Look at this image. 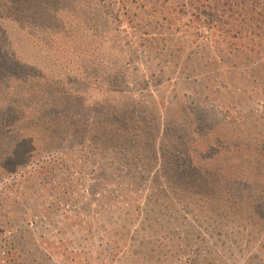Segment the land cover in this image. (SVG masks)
Segmentation results:
<instances>
[{
  "label": "rangeland",
  "instance_id": "obj_1",
  "mask_svg": "<svg viewBox=\"0 0 264 264\" xmlns=\"http://www.w3.org/2000/svg\"><path fill=\"white\" fill-rule=\"evenodd\" d=\"M141 7L0 0L2 51L32 79L0 85V264H264V44H224L204 83H183L207 42ZM114 63L129 64L123 93ZM64 92L75 110H41Z\"/></svg>",
  "mask_w": 264,
  "mask_h": 264
},
{
  "label": "trees",
  "instance_id": "obj_2",
  "mask_svg": "<svg viewBox=\"0 0 264 264\" xmlns=\"http://www.w3.org/2000/svg\"><path fill=\"white\" fill-rule=\"evenodd\" d=\"M23 0H20L22 2ZM139 2L144 3V7L140 9L146 8V6L151 8V17L161 18V20H166L167 18L173 22L174 25L170 26L176 27L175 32H178L181 28L179 25L182 24L186 29L187 35L193 37L195 42H199L201 40H205L207 42V48L205 49L202 62L199 58V64L195 66L188 65L185 69V78L183 83H191L194 85L199 83H204V74L207 71V67L216 66V61L211 62L210 55L215 53L218 57V54L221 52V47L225 44L226 46H230L232 49V53L241 52L248 53L253 50L259 49L262 50L258 44H264V20H262V24H259L257 21L259 19H264V0H138ZM27 2V1H26ZM148 2V3H147ZM144 13H146L144 11ZM124 16V19L130 18H139L137 13H131L128 10V5H121L120 13L118 17ZM186 21H183L185 20ZM184 22V23H183ZM177 24H179L177 26ZM133 29L132 35L135 37L138 27L132 26ZM180 31V30H179ZM182 32V31H181ZM110 33H113L111 30ZM125 33L126 36L129 33L125 30H121L120 34ZM146 33V32H145ZM261 38L262 40H257ZM148 44H144L146 48L152 51L156 46L157 48H162L163 45L159 38L154 40V43H150L146 41ZM260 42V43H258ZM3 47L0 45V85H13V84H23L31 81L30 77L26 74L25 71L30 68L24 60L19 58L14 53L4 54L2 51ZM214 51V52H213ZM115 67L112 69L113 71L108 74V81H115V85L119 86L117 89H114V93H123L124 88L129 85L128 78L124 77L127 75V68H129V64H118L114 63ZM12 71V72H11ZM10 72V73H9ZM13 73L14 75H9ZM23 73L26 78L21 77ZM42 74V72H38ZM9 75V77H8ZM11 76H16L15 79H11ZM124 77V78H122ZM139 77V75H138ZM122 78V79H121ZM34 81L43 80L47 81L49 78L45 77V73L40 77L39 75H35L33 77ZM143 82H146V76L143 75L141 77ZM39 84L41 83L38 81ZM216 82H219L216 81ZM47 86V85H46ZM43 88L45 86H42ZM51 87V86H50ZM9 88V87H8ZM116 88V87H115ZM109 92H113L112 89H108ZM38 92L37 89H34L33 94ZM42 92V91H40ZM108 92V91H106ZM44 93V92H43ZM60 94V93H59ZM28 93L24 91V95L20 93V91H16L12 98H16L17 100H22L27 96ZM67 99L66 103L57 102V99L50 98L51 103H46V105L41 106V110L45 112L47 109L54 107L57 104V108L59 109L60 114H67L76 109L75 103L76 98L73 94H68L64 92L61 94ZM51 96V94H50ZM206 98V97H204ZM4 101H7L6 99ZM111 98H106V105L110 112L113 114H120L115 107L110 105ZM9 103V102H8ZM16 103H19L16 102ZM22 103V102H21ZM45 104V103H44ZM62 104V105H61ZM12 107V108H11ZM202 107V108H201ZM13 108L15 106H10V103L7 107H1V115L7 117L8 115L17 114ZM197 112L203 118L205 114H208V110L203 108L202 103H196ZM204 121V120H203ZM205 122V121H204ZM58 123L54 122L52 124L53 128ZM178 174V170H173V173ZM182 175H190L188 170H182Z\"/></svg>",
  "mask_w": 264,
  "mask_h": 264
}]
</instances>
